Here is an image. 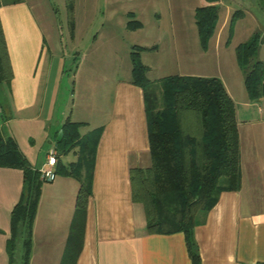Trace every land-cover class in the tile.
Wrapping results in <instances>:
<instances>
[{
  "label": "crops",
  "instance_id": "obj_1",
  "mask_svg": "<svg viewBox=\"0 0 264 264\" xmlns=\"http://www.w3.org/2000/svg\"><path fill=\"white\" fill-rule=\"evenodd\" d=\"M239 1L240 7L234 10L228 0L215 2L214 28L205 48H201L193 16L198 4L195 0H172L175 8H182L178 13L185 14L187 19L186 25L172 32V49L179 69L173 74L219 77L234 104L238 136L239 188L220 191L215 203L194 217L192 234L200 264L264 263V93L254 99L247 96L234 51L238 42L257 31L255 57L264 64V0H252L258 4L251 7ZM33 2L0 0V23L11 67L8 110L3 112L0 131L5 126L2 133L15 140L28 163L35 167L38 158L41 162L45 160L46 151L54 145L66 117L87 124L86 131L101 127L94 149L81 244L74 264H190L182 234L145 233L141 206L130 199L129 168L149 165L141 88L130 81V68L127 76L112 79L111 94L102 93L105 109L96 104L99 111L104 109L97 124L88 125L89 120L78 104L72 109L69 106L67 112L60 109L55 117L44 113V92L39 86L45 75L47 48ZM236 16L245 22L242 30ZM133 44L145 46L139 50V56L149 69L141 52L152 49L157 53V47ZM95 60L93 67L98 66ZM75 151L59 155V163L75 161ZM69 152L74 160L61 158ZM20 187L21 171L0 167V264H7L4 244L9 212L18 199ZM77 187L75 178L60 174L42 183L31 225L28 264H59Z\"/></svg>",
  "mask_w": 264,
  "mask_h": 264
},
{
  "label": "trees",
  "instance_id": "obj_2",
  "mask_svg": "<svg viewBox=\"0 0 264 264\" xmlns=\"http://www.w3.org/2000/svg\"><path fill=\"white\" fill-rule=\"evenodd\" d=\"M216 1L201 0L193 11L201 48H205L214 28ZM234 16L233 12L229 26ZM139 25L137 19L126 22L128 28ZM258 43L259 34L255 31L234 48L250 99L264 93V64L255 58ZM130 47V81L141 88L149 155L148 166L128 170L130 199L141 206L145 233H181L190 264H200L192 234L195 214L208 210L220 191H235L240 185L234 104L220 78L214 75L167 74L158 80L146 78L147 65L139 58V50L145 46ZM10 79L11 67L0 23V87L9 90ZM81 124L66 117L60 125L61 137L54 141L55 174L72 176L78 182L59 264H74L80 249L94 149L101 130L95 127L80 134ZM73 149L75 161L60 164L59 155ZM0 167L21 171L20 192L9 212L4 244L7 264H15L17 245L18 264H28L31 225L44 181L15 140L1 131Z\"/></svg>",
  "mask_w": 264,
  "mask_h": 264
},
{
  "label": "rangeland",
  "instance_id": "obj_3",
  "mask_svg": "<svg viewBox=\"0 0 264 264\" xmlns=\"http://www.w3.org/2000/svg\"><path fill=\"white\" fill-rule=\"evenodd\" d=\"M33 1V11L44 33L47 48L44 53L45 75L41 77L39 86V90L44 92V113L55 117L60 109L67 112L69 106L72 109L74 104H78L89 120L88 125L100 122L105 109L101 101L102 93L111 94L112 79L129 74V51L135 42L147 44L150 48H153L151 45L157 47V53L152 49L141 52L143 60L150 65L145 72L146 78L158 80L179 71L172 49V32L186 25L187 19L185 14L178 13L182 8H175L172 0ZM228 1L233 10L240 7L238 3L241 1ZM195 3L199 5L201 0H195ZM242 3L247 7L258 4L252 0H243ZM259 11L262 13L260 8ZM130 19L140 20L141 27H126ZM237 20H240L238 26L242 30L245 22L237 17L236 23ZM233 24L235 26V21ZM95 59L98 66L93 67ZM8 103L9 90L0 87V124L3 112L6 113L4 110H8ZM96 104L98 108H104L102 112L96 109ZM82 124L78 127L80 134L88 127ZM4 129L5 126L1 129L3 133ZM62 157L65 161L74 160L72 152ZM19 252L17 245L15 264L19 263Z\"/></svg>",
  "mask_w": 264,
  "mask_h": 264
},
{
  "label": "built area",
  "instance_id": "obj_4",
  "mask_svg": "<svg viewBox=\"0 0 264 264\" xmlns=\"http://www.w3.org/2000/svg\"><path fill=\"white\" fill-rule=\"evenodd\" d=\"M56 154H57V149L54 144L47 150V153L45 155V160L41 162L39 167L37 168L39 177L43 181H51L55 176L54 164L56 160L55 159ZM260 264H264V263H260Z\"/></svg>",
  "mask_w": 264,
  "mask_h": 264
},
{
  "label": "water",
  "instance_id": "obj_5",
  "mask_svg": "<svg viewBox=\"0 0 264 264\" xmlns=\"http://www.w3.org/2000/svg\"><path fill=\"white\" fill-rule=\"evenodd\" d=\"M60 136H61V130L59 129L57 131L56 140H58L60 138ZM40 163H41V158H38V160H37V162L35 164V168H38Z\"/></svg>",
  "mask_w": 264,
  "mask_h": 264
}]
</instances>
